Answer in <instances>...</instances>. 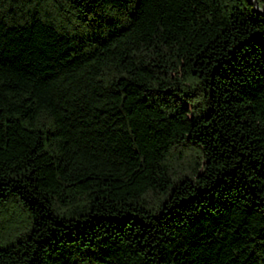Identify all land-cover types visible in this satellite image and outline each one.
Segmentation results:
<instances>
[{
  "label": "trees",
  "instance_id": "1",
  "mask_svg": "<svg viewBox=\"0 0 264 264\" xmlns=\"http://www.w3.org/2000/svg\"><path fill=\"white\" fill-rule=\"evenodd\" d=\"M0 264H264L251 0H0Z\"/></svg>",
  "mask_w": 264,
  "mask_h": 264
},
{
  "label": "water",
  "instance_id": "2",
  "mask_svg": "<svg viewBox=\"0 0 264 264\" xmlns=\"http://www.w3.org/2000/svg\"><path fill=\"white\" fill-rule=\"evenodd\" d=\"M252 4H253V8L256 12H258L259 14L264 16V11H260L255 7V0H251Z\"/></svg>",
  "mask_w": 264,
  "mask_h": 264
},
{
  "label": "bare ground",
  "instance_id": "3",
  "mask_svg": "<svg viewBox=\"0 0 264 264\" xmlns=\"http://www.w3.org/2000/svg\"><path fill=\"white\" fill-rule=\"evenodd\" d=\"M255 7L260 10V11H264V7L259 6L256 2H255Z\"/></svg>",
  "mask_w": 264,
  "mask_h": 264
},
{
  "label": "rangeland",
  "instance_id": "4",
  "mask_svg": "<svg viewBox=\"0 0 264 264\" xmlns=\"http://www.w3.org/2000/svg\"><path fill=\"white\" fill-rule=\"evenodd\" d=\"M259 6H261V7H264V4H259V3H257Z\"/></svg>",
  "mask_w": 264,
  "mask_h": 264
}]
</instances>
